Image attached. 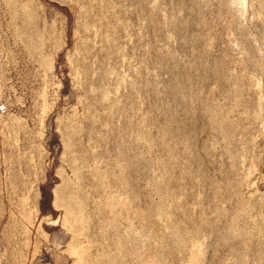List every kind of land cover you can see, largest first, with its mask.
Here are the masks:
<instances>
[{
	"label": "rangeland",
	"instance_id": "obj_1",
	"mask_svg": "<svg viewBox=\"0 0 264 264\" xmlns=\"http://www.w3.org/2000/svg\"><path fill=\"white\" fill-rule=\"evenodd\" d=\"M0 264H264V0H0Z\"/></svg>",
	"mask_w": 264,
	"mask_h": 264
},
{
	"label": "bare ground",
	"instance_id": "obj_2",
	"mask_svg": "<svg viewBox=\"0 0 264 264\" xmlns=\"http://www.w3.org/2000/svg\"><path fill=\"white\" fill-rule=\"evenodd\" d=\"M82 2H84V1H82ZM106 27H107V25H106ZM92 60H93V58H92ZM103 64H105V63H103ZM101 77H102V75H101ZM101 101H103V100H101ZM99 125H102V124H99ZM91 137H95V136L93 135ZM87 163H88V156H87V154L82 155L80 157L79 161L76 162V163H74L73 173H72V187H71V189L68 192L69 193V196L71 195V198L66 201L67 209H69L73 213L75 224L78 227H84L85 225H87V227H89V225H90L89 217H88V214L86 212V207H88V205L90 206V196H89V192H88V183H86V182H89V174H88V172L86 170ZM65 193L66 192L64 191V189L62 187L61 188L58 187V189H57V195H58V197L56 198V203L57 204L61 203L65 199V195H66ZM62 195H63V197H62Z\"/></svg>",
	"mask_w": 264,
	"mask_h": 264
}]
</instances>
